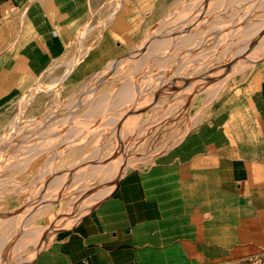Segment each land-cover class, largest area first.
Wrapping results in <instances>:
<instances>
[{
    "label": "crops",
    "instance_id": "0c3cea01",
    "mask_svg": "<svg viewBox=\"0 0 264 264\" xmlns=\"http://www.w3.org/2000/svg\"><path fill=\"white\" fill-rule=\"evenodd\" d=\"M92 0H0V110L29 76L67 51ZM21 22V26H20ZM87 70V67L85 71ZM96 207V206H95ZM264 243V78L246 103L193 127L99 205L58 233L33 264H243Z\"/></svg>",
    "mask_w": 264,
    "mask_h": 264
},
{
    "label": "bare ground",
    "instance_id": "6f19581e",
    "mask_svg": "<svg viewBox=\"0 0 264 264\" xmlns=\"http://www.w3.org/2000/svg\"><path fill=\"white\" fill-rule=\"evenodd\" d=\"M225 14L230 18H224ZM171 18L175 26L170 29L178 30V34L164 33L153 38V33H149L142 43L150 42L148 51L141 53L140 45L126 62H109L97 72V81L87 86L88 110L82 116L64 117L51 112L36 130L21 128L18 117L12 130L3 136L2 144L10 147L5 153L0 150V264H20L22 254L34 249L28 262L24 259L29 255L22 259L29 264L34 255L50 244L57 231L73 228L113 192L117 183L112 179L122 176L127 153L113 160L112 147L118 148L123 139L135 132L139 133L138 137L143 135L139 132L142 115L131 109L138 99L137 107L144 105L145 94L157 102L158 96L153 91L160 88L166 77L162 72L156 74L155 70L176 66L178 76L197 75L195 82L186 83V90L195 91L188 106L205 95L204 106L194 104L205 110L226 87L232 74L243 72L242 69L264 58V0H186L164 21ZM170 46H174V51L186 49L173 63L169 58ZM138 53L141 55L136 58ZM235 56H241V60L233 63ZM79 61L71 64L67 74L77 68ZM128 62L133 65L129 71L133 78L96 96V86L108 80V72L115 68L112 76H118L124 73ZM135 77H140V83L135 82ZM24 101L27 100L23 98L21 103ZM185 102L181 99V103ZM80 104L75 103L74 107ZM47 121L51 123L45 126ZM120 122L122 127L115 128ZM65 126V131L60 132ZM15 131L23 136L18 142L14 140ZM112 131L117 132L114 142L100 143ZM135 142L130 140L134 146ZM3 172L11 175L2 177ZM24 172L28 177L19 180L18 174ZM102 176L107 185L104 182L106 186L92 191L89 184ZM78 191L81 192L75 195Z\"/></svg>",
    "mask_w": 264,
    "mask_h": 264
},
{
    "label": "rangeland",
    "instance_id": "374dc122",
    "mask_svg": "<svg viewBox=\"0 0 264 264\" xmlns=\"http://www.w3.org/2000/svg\"><path fill=\"white\" fill-rule=\"evenodd\" d=\"M184 1L186 0H92L88 14L71 25L67 30V51L65 55L56 59L47 71L37 77L32 78L22 68L23 82L14 94H10L7 101H5V106L0 110V150L2 149L5 153L10 147L2 144L5 141L3 136L12 130L18 117L20 118L19 125L21 128H26L25 130L29 128L36 130L39 129V124L51 112H56L58 115L64 117L70 116L71 114L74 116H82L88 110L86 97L89 88L87 86L97 81L95 76L97 72L106 67L109 62H126L128 56L136 51L140 45L142 47L141 53L148 51L150 42L142 43L143 39L149 33H153V38H155V35L161 36L164 33L178 34V30L170 29L175 26L172 23L174 21L173 18L167 22L164 20L183 4ZM223 17L230 18L226 14ZM19 35L20 27L13 31L8 41L0 44V51L3 50L9 59H15L16 61L18 59L17 52L19 43L17 42V38H19ZM170 51V63H173L183 55L186 49L182 48L174 51V46H170ZM141 53H138L135 57L139 58ZM166 56L164 55L162 57L166 58ZM240 57H233L234 61L232 59L231 62L240 61ZM78 59L80 61L77 68L67 74L71 64ZM90 61H93V64L85 71ZM131 68H133V65L129 62L126 63L124 66L126 70L118 76H112L116 72L115 68H112L108 72V80L98 83L96 86L95 95L99 96L108 93L118 86L119 83L132 79L133 77L130 76L129 72ZM242 70L243 72L239 71L240 74L237 72V74L235 73L236 75L232 74L230 76L229 81L225 85L226 87L214 98V102L211 101L204 107L205 110H203V107H200L201 105L204 106L202 98L204 99V104L206 102L205 95L193 100L191 105L188 106L191 102L190 98H193L195 95V91L189 92L186 90V83L195 82L197 75L178 76L175 73L176 66L167 68L166 70L164 68L155 70L156 74L162 72L166 77V79H163L164 83L160 88L153 91V95L158 96V99H156L157 102L154 98H150L145 94L143 99L144 105L138 108L137 104L140 103V99H138L135 100L134 108L132 107L131 109L142 115V125L140 126L142 130L139 132H142L143 135L138 137L139 133L135 132L126 140L123 139L118 148L111 146L113 150L112 155L115 157H112L113 160L116 158L120 159L122 155L127 153L124 169H122V176L129 170L149 167L160 153L174 146L198 124L210 119L215 114L228 111L236 103L237 105L239 103H246L247 99L251 97L264 78V58H260L253 66L245 67ZM217 78L219 77H213V79ZM134 79L136 83H140V77H135ZM184 97L186 98L183 99ZM23 98L27 101L21 103ZM181 99L186 100V102L181 103ZM79 102H82V104L74 107V104H79ZM196 103H199L200 106L196 107L194 105ZM50 123L47 121L45 126ZM122 125L120 122L114 127L119 129ZM66 128L67 126L63 127L60 132L65 131ZM143 129L145 130L143 131ZM21 134L20 132H16V138L14 139L15 141L17 140L16 142L19 139H23ZM116 137L117 132L112 131L107 133L105 139L100 141V143L111 145ZM131 139L136 140L135 146L130 143ZM126 146L127 149H125ZM80 150L82 151L83 147H80ZM2 151L0 155H2ZM146 152L148 154L145 156L144 154ZM139 157L145 158L140 159ZM131 160L133 161L131 162L132 164H130ZM1 175L2 177H6L11 174L9 172H3ZM28 175L25 172L18 174V179H25ZM104 178L103 176L99 177L100 180L96 179L94 180L95 182L92 181L89 184L92 191H96L100 187L103 188L107 185V180ZM120 178L116 177V179L114 178L115 180L112 179V182L118 183ZM104 182H106V185L102 184ZM95 187L96 189H93ZM80 192L78 191L75 195ZM74 215H77V213H74ZM74 215L71 217H74ZM71 228L66 227L65 229L59 230L56 235ZM44 249H41L34 255L32 257L34 259L29 264H33L37 256ZM32 251L34 249L24 252L21 256L22 258L17 259L20 261V264L24 261L26 263L31 259L30 256L34 253ZM262 252H264V243ZM28 255L29 258L26 259L25 257ZM23 258L25 259L22 262Z\"/></svg>",
    "mask_w": 264,
    "mask_h": 264
},
{
    "label": "built area",
    "instance_id": "2783aa9c",
    "mask_svg": "<svg viewBox=\"0 0 264 264\" xmlns=\"http://www.w3.org/2000/svg\"><path fill=\"white\" fill-rule=\"evenodd\" d=\"M243 264H264V253L253 254L243 260Z\"/></svg>",
    "mask_w": 264,
    "mask_h": 264
}]
</instances>
